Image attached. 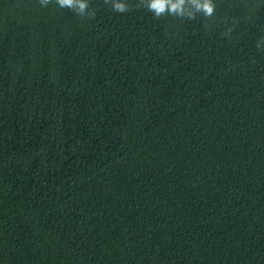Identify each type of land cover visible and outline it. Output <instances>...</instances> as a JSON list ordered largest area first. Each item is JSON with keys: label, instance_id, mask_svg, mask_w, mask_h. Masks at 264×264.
I'll return each mask as SVG.
<instances>
[{"label": "trees", "instance_id": "16d2710c", "mask_svg": "<svg viewBox=\"0 0 264 264\" xmlns=\"http://www.w3.org/2000/svg\"><path fill=\"white\" fill-rule=\"evenodd\" d=\"M0 0V264H264V0Z\"/></svg>", "mask_w": 264, "mask_h": 264}, {"label": "clouds", "instance_id": "9594fccd", "mask_svg": "<svg viewBox=\"0 0 264 264\" xmlns=\"http://www.w3.org/2000/svg\"><path fill=\"white\" fill-rule=\"evenodd\" d=\"M50 0H39L40 6L47 7ZM61 9H69L78 16L88 14L89 0H55ZM111 6L115 12L124 13L128 10L125 0H111ZM146 7L155 17L162 15L187 17L194 19L196 14L210 17L215 10L214 0H146Z\"/></svg>", "mask_w": 264, "mask_h": 264}]
</instances>
